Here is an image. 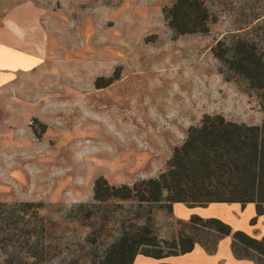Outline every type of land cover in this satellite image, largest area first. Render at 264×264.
Segmentation results:
<instances>
[{
	"label": "rangeland",
	"instance_id": "rangeland-1",
	"mask_svg": "<svg viewBox=\"0 0 264 264\" xmlns=\"http://www.w3.org/2000/svg\"><path fill=\"white\" fill-rule=\"evenodd\" d=\"M31 1L44 9L24 52L0 49V202L42 206L46 234L32 241L47 264H100L143 218L160 240H178L189 218L176 204H95V183L157 179L205 115L263 123L258 93L225 79L212 49L242 39L264 54V0H204L210 31L179 37L165 17L175 0ZM23 240H9L0 262Z\"/></svg>",
	"mask_w": 264,
	"mask_h": 264
},
{
	"label": "trees",
	"instance_id": "trees-1",
	"mask_svg": "<svg viewBox=\"0 0 264 264\" xmlns=\"http://www.w3.org/2000/svg\"><path fill=\"white\" fill-rule=\"evenodd\" d=\"M165 17L175 37L210 31L212 14L204 0H175L165 9ZM212 51L225 79L230 80L232 76L244 79L249 89L258 93L264 112V54L255 44L242 39L219 41ZM106 185L102 178L96 181L95 204L109 199L135 200L139 206L167 201L170 210L173 204L189 208L210 204H240L244 208L254 204L257 217L263 216L264 121L260 126H248L222 115H205L199 126L189 129L185 142L175 149L167 170L157 179L142 181L132 188ZM41 207L28 202H0V260L7 254L9 240L17 244L24 238L21 245L25 248L24 252H18L14 247L10 259L5 257L0 264H47L46 249L40 253L32 241L35 236L46 234L42 223L45 221L40 218ZM141 221L132 233L122 234L109 247L100 264H134L140 255L162 260L189 254L196 246L213 254L220 241L228 237L232 240L235 258L252 260L255 254L256 264L264 260V239L234 231L219 218L192 215L185 222L179 221L178 240L171 242L159 239L150 220ZM183 228L188 231L184 232ZM202 235L213 238L211 247L199 239Z\"/></svg>",
	"mask_w": 264,
	"mask_h": 264
},
{
	"label": "crops",
	"instance_id": "crops-1",
	"mask_svg": "<svg viewBox=\"0 0 264 264\" xmlns=\"http://www.w3.org/2000/svg\"><path fill=\"white\" fill-rule=\"evenodd\" d=\"M43 9L37 1L0 0V36L4 37V40L0 37V49H11L16 54L23 53L25 38L30 35L29 32L39 28ZM174 214L182 219H188L192 215L216 217L230 224L234 230L244 231L258 240L264 239V215L257 217L254 204H247L244 208L240 204H210L207 207L194 208L176 204ZM256 217V224L251 225L250 222ZM231 244L230 237L223 239L215 254H208L202 247L196 246L189 254L162 260L140 255L134 264H251L237 260L233 256Z\"/></svg>",
	"mask_w": 264,
	"mask_h": 264
}]
</instances>
